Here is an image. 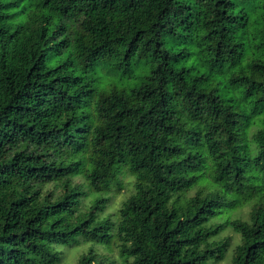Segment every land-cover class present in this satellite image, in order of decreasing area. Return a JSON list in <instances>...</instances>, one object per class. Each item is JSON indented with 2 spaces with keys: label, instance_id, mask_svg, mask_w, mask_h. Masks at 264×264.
I'll list each match as a JSON object with an SVG mask.
<instances>
[{
  "label": "trees",
  "instance_id": "trees-1",
  "mask_svg": "<svg viewBox=\"0 0 264 264\" xmlns=\"http://www.w3.org/2000/svg\"><path fill=\"white\" fill-rule=\"evenodd\" d=\"M227 231L264 264V0H0V264H211Z\"/></svg>",
  "mask_w": 264,
  "mask_h": 264
},
{
  "label": "rangeland",
  "instance_id": "rangeland-1",
  "mask_svg": "<svg viewBox=\"0 0 264 264\" xmlns=\"http://www.w3.org/2000/svg\"><path fill=\"white\" fill-rule=\"evenodd\" d=\"M150 71V65L142 60H131L129 63L123 65H116V60H108L103 64L96 65L90 73L93 80V84L97 87L103 88L110 84H115L120 87H134L138 84L139 78L147 75ZM122 177L123 188L116 194H111L107 201L103 211L99 216H110L114 221L116 220V211L121 201L133 191V177L128 174H124ZM191 191L189 194H191ZM248 207L244 206L241 208V213L244 217L247 215ZM225 234L231 235V246L228 248L226 255L223 260L214 262L211 259V264H230L232 249L234 244L237 242L238 237L235 233L227 231ZM91 244H79L77 247L71 249L65 248L63 250L62 259L59 264H76V261L80 254L84 252ZM98 252H101L111 259L115 260L117 264H130L123 261L120 257L116 246H94Z\"/></svg>",
  "mask_w": 264,
  "mask_h": 264
}]
</instances>
